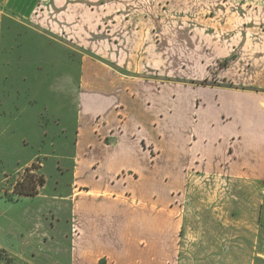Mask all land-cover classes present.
Segmentation results:
<instances>
[{"label": "crops", "instance_id": "0c3cea01", "mask_svg": "<svg viewBox=\"0 0 264 264\" xmlns=\"http://www.w3.org/2000/svg\"><path fill=\"white\" fill-rule=\"evenodd\" d=\"M220 2L0 0V109L18 26L69 67L75 114L66 191L0 194V264H264V0ZM1 116L5 189L30 163Z\"/></svg>", "mask_w": 264, "mask_h": 264}, {"label": "rangeland", "instance_id": "374dc122", "mask_svg": "<svg viewBox=\"0 0 264 264\" xmlns=\"http://www.w3.org/2000/svg\"><path fill=\"white\" fill-rule=\"evenodd\" d=\"M219 1H221L220 7H217L219 10L222 8L230 13H242V0ZM245 6L254 7L255 3H247L243 5V8ZM211 15H215V12H211ZM13 30L21 35L15 41L17 47L15 59L18 65L22 66V73L20 74L19 71L3 84L4 93L1 99L3 109H0V114L3 115L1 119L4 120L5 128H7L4 136L6 150L14 149L16 143L22 145V149L14 151V153L18 159H28L30 164L14 175L7 174V177L9 176L6 178L7 180L2 178L3 188H5L4 184H6V188L0 187V194H5V198L9 201L21 198L17 190L22 189L20 185H25L28 191L30 188L36 187L37 194L41 191L55 193L54 189L58 190L56 194L66 191L65 185L69 178L71 164L59 160L60 156L68 151L61 143L62 128L65 124L70 128L75 124L73 102L64 98L67 92L66 85L63 86V82L58 80L64 72H68L69 67L62 65L61 55L54 53L46 42L36 39L24 28L20 29L15 26ZM48 48L49 52L52 50L54 54V61L49 56L47 64ZM53 86L55 87L54 91ZM5 166L7 167L6 164L1 167L3 172L6 169ZM0 176L2 177V174ZM9 189L13 190L12 194L8 193ZM3 190H5L4 193ZM58 203V200L54 201V204ZM21 212L22 215L25 214V212ZM64 216H66L64 213H61L60 216L56 215L53 222L56 240L55 251L58 255H64L67 251L66 244L59 241L62 238V233H65L69 227ZM38 230L41 234L42 228L38 227ZM40 247L44 248L45 246ZM66 261V256L63 260L59 259L61 264Z\"/></svg>", "mask_w": 264, "mask_h": 264}, {"label": "trees", "instance_id": "16d2710c", "mask_svg": "<svg viewBox=\"0 0 264 264\" xmlns=\"http://www.w3.org/2000/svg\"><path fill=\"white\" fill-rule=\"evenodd\" d=\"M40 184L42 185V183L40 182ZM22 187V189H17L18 190V194L20 196H30V197H33V196H36L37 195V191H36V187H32L30 188V190L28 191L27 190V187H25V185H20Z\"/></svg>", "mask_w": 264, "mask_h": 264}]
</instances>
